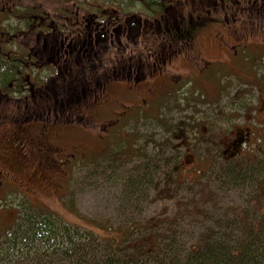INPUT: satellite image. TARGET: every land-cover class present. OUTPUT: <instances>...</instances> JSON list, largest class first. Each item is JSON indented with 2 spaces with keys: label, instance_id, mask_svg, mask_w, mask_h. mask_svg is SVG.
I'll list each match as a JSON object with an SVG mask.
<instances>
[{
  "label": "rangeland",
  "instance_id": "374dc122",
  "mask_svg": "<svg viewBox=\"0 0 264 264\" xmlns=\"http://www.w3.org/2000/svg\"><path fill=\"white\" fill-rule=\"evenodd\" d=\"M6 1L5 7L0 4V44L4 46L0 58L4 62L13 61L5 59L7 52H11L14 60L17 57L13 62V74L22 71L17 76L19 84L5 80L7 87L1 86L5 94L3 98L0 95V159L3 161L4 154L15 155L18 150L5 151L4 136L13 138L20 132L25 145L31 148L37 132L42 131L46 144L52 147L50 155L63 161L79 148L82 153L79 157L83 160L76 159L68 175L41 170L21 173V179L30 174L31 180L36 182L31 186L12 181L8 173L0 176V201H3L0 228L10 226L18 212L26 215L39 208L41 211L50 209L64 222L84 225L102 236L121 234L138 220L178 215L184 207L196 206L210 192L216 199L215 208L206 203L204 209L193 210L199 218L179 227V231H186L181 238L186 240L187 246L195 242L200 230L213 224L209 219L200 220L207 216L206 211H216L214 216L217 217L219 212L227 213V208H241L249 213L253 224L264 218V199L259 203V198L255 197L264 171V111H259V104L264 101V46L261 47L264 45V20L259 16L263 1L258 0L257 4L256 0H211L219 9L209 11V7L204 6L209 0H165V6L162 0H105L115 3L123 14L129 13V18L152 24L154 30L150 37L144 34L134 39L130 47L127 42L128 46L110 49V54L101 58L102 81L116 70L129 73V65L136 69L141 61L142 71L155 68L152 67L154 62L146 60H154L153 55H148L154 54L159 45H172L171 56L165 55L156 62L152 79L138 77L135 83V76L131 80L125 78L124 84H120L122 81L108 83L102 92L99 91L97 101L93 100L94 95H79L76 103L69 101L75 105L61 123L45 120L55 118L49 114L37 121L27 92L16 93L11 88L17 86L20 90L34 86L39 92L40 88L49 86L63 93L61 99L67 101L63 88L56 86L58 78L54 70L37 57L29 58L33 46L30 29L34 17L45 9L49 13L48 21L56 25L63 23L72 12L67 8L74 10L71 6L74 0ZM60 1L67 4L60 5ZM248 5L252 7L246 9ZM192 10L197 15L198 35L195 43L190 42L191 47L183 42L166 43L164 36L157 34L158 20L164 25L169 21L176 25V12L184 15ZM153 38L157 41L153 42ZM126 54H137L139 59H133V64L129 59L119 63V57ZM249 57L255 60L254 65L246 62ZM240 62L252 65L251 70L245 71ZM252 71L256 78L252 77ZM137 106L145 109L135 110ZM119 117H122L118 121L121 124L116 125ZM112 122L117 127L111 128ZM169 122L176 132L163 129L162 124ZM238 125L252 127V138L243 145L240 155L227 161L223 142ZM110 131L113 138H118L122 153L125 145L128 149L134 144L127 154L124 153L131 158L119 162L110 156L94 162L104 157L106 151H111L112 146L102 144ZM12 145L21 147V144L17 147V143ZM49 153L43 154L44 159H50ZM35 160L30 157L28 163ZM0 165L6 166L1 161ZM238 165L242 166L239 169L242 175L249 172L248 179L236 182L225 175L227 170ZM50 166L55 165L51 163ZM197 171L207 172L200 181L197 175L201 174ZM184 172H190L185 174L188 182L183 177ZM58 184H64L65 188L59 189ZM24 202L28 204L26 207L22 205ZM187 220L189 218L183 219ZM101 224L111 230L103 232ZM135 239L136 235L129 234L128 243L123 246H130Z\"/></svg>",
  "mask_w": 264,
  "mask_h": 264
},
{
  "label": "trees",
  "instance_id": "16d2710c",
  "mask_svg": "<svg viewBox=\"0 0 264 264\" xmlns=\"http://www.w3.org/2000/svg\"><path fill=\"white\" fill-rule=\"evenodd\" d=\"M260 1L263 3L262 10L259 9V16L261 20H264V0ZM255 2L259 4L258 0ZM162 4L165 6L167 3L162 0ZM251 7L252 5H248L246 9ZM2 46L0 44V52H3ZM10 53L7 52V57L4 58L13 59V61L4 62L0 58V87H7L5 80L19 84L17 76L22 70L13 74L12 67L15 64L13 62L16 60ZM115 127L117 126H111V128ZM162 127L164 130L176 132L172 122L162 124ZM111 131L102 139L104 146H112L111 151H106L104 157L96 158L94 162H99L105 157L109 159L110 156L111 158L114 156L119 162L131 158L125 154L134 144L128 149H126L128 145H125L122 153L118 148V138H113L114 134ZM131 131L129 129L132 135ZM86 154L88 153L85 152ZM79 156L71 159L68 167L76 159L83 160ZM240 168H242L241 165L234 166L233 169L227 170L225 175L236 182L248 179L249 172L246 171L247 174L242 175L239 172ZM197 173L201 174H196L200 181L207 172L197 171ZM185 174L187 173H183V177L188 182ZM263 174L264 171L261 177L263 181L258 193L255 194V197L259 198V203H262L264 199ZM0 184H2L1 178ZM57 187L64 189L65 185L58 184ZM205 197L207 198H202L196 206L184 207L178 215L169 217L160 215L147 221L138 220L131 223L130 228L122 231L121 234L113 233L103 236L85 228L84 225L64 222L50 209L41 211L37 208L39 212L32 209L26 215L18 212L10 226L0 228V264H264V218L253 221V224L250 222L249 213L241 208H227V213L219 212L217 217L214 216L216 211H206L207 216L200 220L206 222L209 219L213 224L200 230L195 242L187 246L186 240L181 238L186 235V231H179V227H184L200 217L193 210L204 209L206 203L210 205L216 203L213 193H207ZM1 204H3L2 200L0 206ZM22 205L26 207L28 204L24 202ZM213 207L215 208V205ZM185 218L189 220L183 221ZM100 227L103 232L111 230V227L104 224ZM129 234L136 235L137 239L132 240L130 246L125 247L123 244L128 243Z\"/></svg>",
  "mask_w": 264,
  "mask_h": 264
},
{
  "label": "flooded vegetation",
  "instance_id": "af4514ba",
  "mask_svg": "<svg viewBox=\"0 0 264 264\" xmlns=\"http://www.w3.org/2000/svg\"><path fill=\"white\" fill-rule=\"evenodd\" d=\"M105 0H100L98 3L91 4V6H85V3H76L74 2L71 6H74L73 9L67 8L69 11H72L66 18L63 23L55 24L52 21H48V12L46 9L42 11L41 15L34 17L35 21L31 23L30 37L32 36L31 44V53L29 58L37 57L41 61H44L49 65V69H53L57 75V84L56 86H61L64 91V97L66 96V102L61 99V92H57L56 88H40V91L31 86L29 88H22L17 90V87L11 88V91H16V93H22L23 91L27 92L26 94L30 96L31 99V108L34 117L38 120H43L42 116L55 115L53 120L55 123H61L63 119H66L67 112L72 110L71 102L75 103L79 100H76V97L82 95V97L92 95L95 96L93 99L97 101L99 91L102 92L104 87L108 83H121L124 84L123 79L129 78L131 80L135 76V83L138 80V77L152 79L154 75V69L156 68V62L160 61L165 55L171 56V50L173 49L172 45L163 46L159 45V49L155 48L154 54H149L148 56L153 55L152 61L146 60L147 63L154 62L152 67L155 68L142 71V61L138 62L139 66L136 69H133L129 65V73L116 70L114 75L109 76V78L102 81V66L101 58L108 56L110 54V49L112 50L116 46H128L132 44V41L137 37H142L148 34L150 37L151 31L154 30L153 25L147 22H141L139 19L129 18V13L123 14L121 9L116 7L115 3H105ZM110 1V0H109ZM113 2V1H112ZM0 4H7L6 0H0ZM58 4L64 5L67 4L66 1H60ZM123 4V3H121ZM217 3H211V0L207 1L206 8L209 7V11H214V9H219L216 7ZM81 10H84V13H81ZM63 15V8L60 10ZM195 10H192L191 13L180 14L181 12H176L174 16L176 20V25H171L170 21L164 25L158 20V26L155 28L158 31L157 34H162L166 39V43H171L175 41L183 42V45L191 47L190 42L197 37V24L196 18L197 15L193 13ZM126 13V12H124ZM82 14V15H81ZM163 18V17H162ZM190 22H187V20ZM40 28V34H38V28ZM35 33V34H34ZM245 34V32H244ZM156 36V35H155ZM157 40L153 38V42ZM154 44V43H153ZM236 48V45H235ZM169 49V50H165ZM236 51V50H235ZM32 55V56H31ZM136 55V56H135ZM17 61V57H15ZM129 59V63L133 64V59H139L137 54H129L126 56H120L118 59L119 63H123ZM134 66H137L135 64ZM178 83V82H177ZM176 83V84H177ZM23 87V86H22ZM5 88L0 87V95L3 98V93ZM46 98V99H44ZM90 101V100H89ZM69 102V103H67ZM142 103H146L142 101ZM69 106L70 108H68ZM27 111L30 109L26 107ZM145 108L142 106L135 107V110ZM259 111H264V101L261 100L259 104ZM258 111V112H259ZM45 112V113H44ZM256 112V114L258 113ZM122 117L117 119L116 125L121 124L118 121H121ZM68 120V119H67ZM250 120V118H248ZM114 121V120H113ZM114 122L110 125L113 126ZM252 127L246 126H237L236 130H232L231 134L226 136L224 143L225 152L224 158L229 161L232 158V154L241 144V151L243 145L251 141L252 138ZM23 134L20 135L18 132L16 137L7 138L4 136L5 147L3 149L7 152L11 150H16L15 155L12 153L4 154V165H0V176L4 177L10 175L12 181L23 182L29 186L35 185V181L31 180L30 174L27 175L24 179L20 178V174L23 172H33V171H60L61 173L68 174L73 168L69 166L70 160L79 156L81 153L80 149L77 148V152L73 153L72 156L65 157V160L61 161L60 158L50 155L49 151L51 148L46 144L44 138L42 137V131L37 132V139L29 148L25 145L22 140ZM21 139V140H20ZM15 140H18L16 142ZM12 143H17V147L21 144L20 148H15ZM74 143L73 145H75ZM48 152L50 155L49 158L44 159V153ZM35 158V162L28 163V160ZM235 158V157H234ZM53 163L55 166L52 167L50 164ZM29 164V165H28ZM59 164V165H57ZM66 167V169L64 168ZM31 170V171H30ZM66 171V172H65ZM190 173V172H184Z\"/></svg>",
  "mask_w": 264,
  "mask_h": 264
},
{
  "label": "bare ground",
  "instance_id": "6f19581e",
  "mask_svg": "<svg viewBox=\"0 0 264 264\" xmlns=\"http://www.w3.org/2000/svg\"><path fill=\"white\" fill-rule=\"evenodd\" d=\"M243 222V221H242Z\"/></svg>",
  "mask_w": 264,
  "mask_h": 264
}]
</instances>
